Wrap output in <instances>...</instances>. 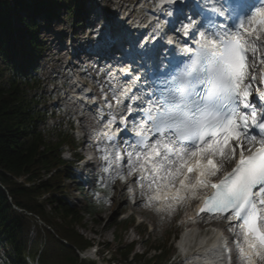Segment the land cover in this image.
I'll return each mask as SVG.
<instances>
[{"label": "snow or ice", "instance_id": "snow-or-ice-1", "mask_svg": "<svg viewBox=\"0 0 264 264\" xmlns=\"http://www.w3.org/2000/svg\"><path fill=\"white\" fill-rule=\"evenodd\" d=\"M165 2L172 16L177 0ZM193 7L197 11L179 29L195 45L183 49L192 54L189 63L172 77L173 87L149 102L144 123L151 127L139 125L141 139L128 145L132 151L104 159L109 167L126 160L128 173L147 181L149 203L160 202V211L174 212L196 199L199 190L211 189L198 212L238 221L228 231L237 236L240 264H264V110L253 103L254 91L264 101V90L253 84H264V0L230 5L228 11L216 4ZM208 12L224 22L201 31ZM153 130L159 138L150 143L145 132ZM226 164L230 171L214 182ZM222 237L213 244L220 258L227 249ZM227 260L231 264L230 254Z\"/></svg>", "mask_w": 264, "mask_h": 264}, {"label": "trees", "instance_id": "trees-1", "mask_svg": "<svg viewBox=\"0 0 264 264\" xmlns=\"http://www.w3.org/2000/svg\"><path fill=\"white\" fill-rule=\"evenodd\" d=\"M73 5L63 0H0V264L36 260L38 264H86L78 252L92 243L76 228L83 226L85 214L96 220L102 213L83 187H79L83 208L65 200L73 163L64 160L62 153L76 146L70 132L73 125L69 123L65 131L53 128V133L42 128L47 116L36 92L43 84L30 74L41 56L35 19L53 21L57 10H72ZM43 195L49 198L41 201ZM132 225L133 220L112 223L121 229L114 254L121 257L120 264H169L171 253L164 246L153 248L159 255L149 262L138 255L129 262L134 245H123V234Z\"/></svg>", "mask_w": 264, "mask_h": 264}, {"label": "rangeland", "instance_id": "rangeland-1", "mask_svg": "<svg viewBox=\"0 0 264 264\" xmlns=\"http://www.w3.org/2000/svg\"><path fill=\"white\" fill-rule=\"evenodd\" d=\"M63 1L69 2L71 6L73 2H75V4L77 3V0H71V2L69 0ZM92 1L93 0H86L85 3L87 4ZM118 2L119 0H104L103 2H99V4L105 13H109L112 11V5ZM76 13L77 8L72 11L67 8H61L57 10L58 18L53 21H48L42 16H38L35 19V31L41 45V56L35 61L34 73L30 71V74L37 76L43 84L42 88L36 92L38 100L41 102L40 108L47 116V120L42 124V128L49 133H53V128H60L61 131H65L68 128L67 122L71 121L74 123V138L78 141L79 133L77 134L76 130L79 131L80 129L79 118L81 115H78L77 111L72 109V105L65 94L64 84L70 86L75 80H79L94 86L97 85L98 81L93 80L94 75L90 73V66L88 63L79 65L81 59H83V62L86 60V58H84V52L87 50L88 43L86 44L84 38L87 33H92V29L90 28V21L87 20V15H89V13L77 20L75 18ZM23 18L25 19V23L30 24L31 20L26 15H23ZM91 20H94V18ZM73 53L78 54L76 58H72L74 55ZM60 59H62V61L58 62ZM68 62L72 64L71 67L67 66ZM77 65L83 67L82 73L86 74L79 76L77 73L79 72ZM1 66L2 64H0V67ZM67 151H69V149L66 148L63 154L66 159H68L70 155ZM80 151L84 152L83 149ZM104 162L105 161L101 162L99 168L96 169L99 173L102 172L100 176H98V181L93 178L91 184L88 183L85 185V188L92 196L96 185L99 186L104 184V186L107 187V198L103 200V212L97 216V221L94 217L85 214L84 224L83 226L77 227V231L92 244L99 243L103 245L104 247H100L101 249H105V247L108 246L114 251L119 249L117 247L118 240L115 238L120 234L121 229L120 227L113 228L112 223L116 221V216L120 215V213H123V215L120 216L118 221L124 220L126 217L132 216L133 214L136 225L142 223L139 230L143 231L147 228L148 234H150L147 238H141L138 237L137 234H133L134 232L132 230L124 232L123 245L135 242L134 254H146L147 247L163 246L168 242V246L172 248L174 254L172 264H199V261L191 260L192 258L185 256L183 250L180 248L183 236L188 233L181 227L180 222L159 215L158 217H154V208L151 206L149 207L147 201L146 208L150 212L148 211V215L141 214V209L134 206L136 199L128 197L126 188L122 192V188L128 181H132L133 176L130 174L117 176L113 168L103 167ZM81 171L82 168L74 171L79 179L78 183L76 182L74 184L71 181H66L67 193L64 195L65 200L76 208L85 205V200L80 199L81 196L76 191V185L85 182L87 179L86 176L80 174ZM121 177H123V179ZM147 191H150V189L147 188ZM47 198H49L48 195H43L42 200ZM39 226H42V223L39 222ZM195 251L196 249L193 248L191 254ZM110 253L112 252L110 251ZM154 254L155 252H151L148 258L154 256ZM105 256H107V254L103 257ZM105 261H107V259H105ZM120 261L122 262L121 257L118 256L114 264H118ZM99 263L103 264L102 261Z\"/></svg>", "mask_w": 264, "mask_h": 264}, {"label": "bare ground", "instance_id": "bare-ground-1", "mask_svg": "<svg viewBox=\"0 0 264 264\" xmlns=\"http://www.w3.org/2000/svg\"><path fill=\"white\" fill-rule=\"evenodd\" d=\"M134 1H138V2H142V0H134ZM100 2V1H99ZM94 7H96V5H94ZM105 12H103V14H102V16L101 17H104L105 18ZM98 21H99V19H97ZM96 26V25H95ZM53 45V44H52ZM74 55L72 56V58H76L77 57V55L78 54H76V53H73ZM83 54V53H82ZM87 53H84V58H87ZM92 56H90V58L89 59H91L92 60V58H91ZM62 61V59H60L58 62H61ZM80 62L81 63H83V59H81L80 60ZM67 66L68 67H71L72 66V64L71 63H67ZM227 168V170L229 169V166L226 164L225 165V167H224V169H226ZM223 169V171H226V170H224ZM128 185H125L123 188H122V192L125 190V188L127 187ZM121 194V193H120ZM119 194V195H120ZM142 194H143V192H141V193H138V194H136V198H137V204H136V206L137 207H139L140 209H141V212L142 213H146L148 210L144 207V204H145V201L143 200V198H142ZM203 224V223H202ZM201 225V224H200ZM204 229V228H203ZM213 237H216V235H213ZM190 243V240L189 239H187V237H184V239L182 240V242H181V247L182 248H184V247H186L188 244ZM193 245L195 246V248H196V251L192 254V255H194V256H199V257H201V256H203V258H205V259H210V260H212V259H216L219 255H217V253H216V250L213 248V245L211 246V247H206L205 246V239H201L200 241H198V242H196V241H194L193 242ZM88 255H93V254H88Z\"/></svg>", "mask_w": 264, "mask_h": 264}]
</instances>
